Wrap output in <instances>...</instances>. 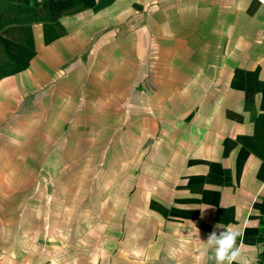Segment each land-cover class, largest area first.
Returning <instances> with one entry per match:
<instances>
[{"label":"crops","instance_id":"crops-1","mask_svg":"<svg viewBox=\"0 0 264 264\" xmlns=\"http://www.w3.org/2000/svg\"><path fill=\"white\" fill-rule=\"evenodd\" d=\"M218 225L264 264V0H0V264H215Z\"/></svg>","mask_w":264,"mask_h":264},{"label":"rangeland","instance_id":"rangeland-1","mask_svg":"<svg viewBox=\"0 0 264 264\" xmlns=\"http://www.w3.org/2000/svg\"><path fill=\"white\" fill-rule=\"evenodd\" d=\"M89 170V169H87ZM90 171H93L92 169H90L87 173L88 177H89V172ZM49 185V184H48ZM59 186V184H58ZM86 187H82L84 190H86L87 188L89 187H92L95 186V184L93 183H86L85 184ZM52 187V186H51ZM59 190L60 188L56 187L55 184H53V188L50 192L53 193V191L55 192V190ZM102 203H104L102 200H99V199H92V198H85L84 200V205L85 206H97V205H101ZM68 217L69 218V222H70V225H69V236L70 238L72 239L74 236H79L81 240H79L80 244H76V243H71L72 240H70V243H69V252L72 254V256H76L78 250H79V256H81V254H89L91 255L92 254V246H93V243H98V242H102V243H105L106 242V239L104 238V234L102 231H98L99 229H97L96 231V228L98 227L99 228V225L100 224H103V223H100V217L101 216H98L97 214L96 215H74V216H71L69 215ZM79 217V218H82L81 221L83 222V224H81V230H76L75 228L77 227V225H74V223L76 222V218ZM103 219V218H102ZM53 220L54 222H57V223H60V219H59V216H53ZM58 224H55V227H57ZM56 229V228H55ZM39 233H42L41 231H39ZM61 232L60 231H53L52 234H53V237L54 238H57ZM66 232H63L62 234H65ZM58 241H60V237L58 239ZM76 242V241H75ZM40 248H44V246L42 245H39L38 246V250H40ZM37 264H47V262H38Z\"/></svg>","mask_w":264,"mask_h":264},{"label":"clouds","instance_id":"clouds-1","mask_svg":"<svg viewBox=\"0 0 264 264\" xmlns=\"http://www.w3.org/2000/svg\"><path fill=\"white\" fill-rule=\"evenodd\" d=\"M203 210V209H201ZM217 227H223L226 230L222 231L219 235L216 232H212L201 250V256H207L209 250L213 252L212 259L215 260V264H237L241 255V248L243 243L238 245V238L242 236L234 226L224 227L218 225Z\"/></svg>","mask_w":264,"mask_h":264}]
</instances>
